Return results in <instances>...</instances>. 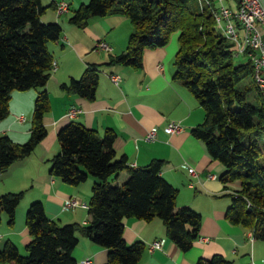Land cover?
I'll list each match as a JSON object with an SVG mask.
<instances>
[{
  "label": "trees",
  "instance_id": "16d2710c",
  "mask_svg": "<svg viewBox=\"0 0 264 264\" xmlns=\"http://www.w3.org/2000/svg\"><path fill=\"white\" fill-rule=\"evenodd\" d=\"M41 0H0V120L9 113L13 91L41 87L31 117L29 137L24 143L0 135V172L28 156L46 136L43 117L50 109L45 88L53 57L47 44L61 35L56 22H42ZM122 15L133 30L122 53L107 64L141 68L146 49L165 47L177 34L174 78L181 80L204 110V119L191 129L207 154L224 166L222 182H240L225 193L231 205L225 216L233 224L253 231L264 239V100L259 92L250 61L235 62L231 43L214 28L210 12L197 0H89L73 9L69 21L83 27L92 17ZM97 64H89L79 79L62 83L61 89L93 100L99 78ZM247 80L246 84L241 83ZM60 151L50 161L49 173L72 186L95 177L88 201V225L58 224L50 219L43 203L31 202L25 222L31 241L21 254L15 244L5 242L0 262L8 264H77L72 255L78 243L77 231L107 248L104 264H137L145 244L125 242L123 218L146 221L159 218L168 237L183 251L198 237L201 215L188 206L176 207L177 189L160 174L163 160L154 159L146 167L132 168L125 157L115 158V132L107 129L99 136L93 129L70 121L57 133ZM128 170L122 185L112 184L111 175ZM23 192L0 193V219L4 212L13 224ZM199 264H202L199 262ZM207 264H229L218 255Z\"/></svg>",
  "mask_w": 264,
  "mask_h": 264
},
{
  "label": "crops",
  "instance_id": "0c3cea01",
  "mask_svg": "<svg viewBox=\"0 0 264 264\" xmlns=\"http://www.w3.org/2000/svg\"><path fill=\"white\" fill-rule=\"evenodd\" d=\"M60 0H41L44 6ZM69 5L67 12L57 14L49 6L41 16L42 22H56L61 35L48 42L47 48L55 62L45 88L49 94L50 109L43 117L46 136L26 157L16 160L0 172V193L23 192L16 208L13 224L5 213L0 219V250L5 242L17 246L26 254L25 247L31 241L25 216L29 204L39 200L47 216L58 224L88 225L91 216L88 209L68 208L64 200L76 197L88 203L95 177L76 186L64 183L50 175V161L59 153L57 133L65 124L76 121L103 136L107 129L115 132L113 148L115 158L125 157L132 168L146 167L152 160L161 159V176L177 189L176 207L188 206L201 215V227L192 246L181 250L167 235L159 218L146 221L124 217L125 242L142 241L145 248L137 264H207L215 256H222L229 264H247L251 258L264 260V239H255L251 229L231 223L225 216L235 183H224L219 176L224 166L207 154L201 140L191 134V129L204 119V110L181 80L174 78V54L177 50V34L162 48L146 49L143 66L134 68L119 64H107L111 56L125 51L133 26L122 15L92 17L80 27L69 21L70 10L86 0H61ZM66 15V16H65ZM99 41L107 42L111 50L96 47ZM89 64H97L99 78L95 97L87 100L61 89L62 83L79 79ZM117 74L116 85L110 76ZM41 87L25 91H13L9 101V113L0 120V135H8L14 142L24 143L29 137L34 100ZM80 110L72 117L69 112ZM22 115L24 122L17 116ZM169 121L179 122L183 130L168 134L164 127ZM157 128L154 141L144 139L151 128ZM185 165V166H183ZM194 168L190 173L188 168ZM213 175V177H209ZM128 170L111 175L112 184L122 185L128 178ZM78 243L72 251L77 264L89 258L91 264H104L107 248L102 247L80 231ZM204 237L205 240H200ZM164 240L160 249L149 248L154 240ZM0 264H8L0 262Z\"/></svg>",
  "mask_w": 264,
  "mask_h": 264
},
{
  "label": "built area",
  "instance_id": "2783aa9c",
  "mask_svg": "<svg viewBox=\"0 0 264 264\" xmlns=\"http://www.w3.org/2000/svg\"><path fill=\"white\" fill-rule=\"evenodd\" d=\"M201 9H205L213 17L215 30L222 34L229 43L232 44L234 56L246 57L253 69V78L255 84L264 100V4L261 0H197ZM57 14H63L68 11L69 5L65 1H58L55 4ZM96 47L103 51H110V45L105 41H99ZM55 68V62H52V69ZM110 80L114 84L120 82V76L113 74ZM80 110L73 109L69 112L72 117ZM19 122H24L22 115L17 116ZM183 130L182 125L177 121H169L164 127L168 134L179 133ZM157 135V128L153 127L147 131L144 139L154 141ZM185 166V165H183ZM190 173H195L194 168H188ZM213 177V175H209ZM65 207H82L88 209L87 202L76 197H69L64 200ZM253 235V231L251 230ZM254 238V237H253ZM200 240H205L200 237ZM164 240H154L149 244V248L160 249ZM81 264H91L89 258L83 259ZM247 264H264L253 258Z\"/></svg>",
  "mask_w": 264,
  "mask_h": 264
},
{
  "label": "rangeland",
  "instance_id": "374dc122",
  "mask_svg": "<svg viewBox=\"0 0 264 264\" xmlns=\"http://www.w3.org/2000/svg\"><path fill=\"white\" fill-rule=\"evenodd\" d=\"M45 1V0H44ZM61 1V0H60ZM89 0H86V1H84L85 3H87ZM67 15H72V11L70 10V12H69V14H67ZM66 16V15H65ZM235 62L236 63H241V62H243V61H245L246 60V57H244V56H236L235 58ZM246 82H247V80H244L242 83H241V85H244V84H246ZM260 146H261V148H263L264 149V139H261L260 140ZM263 159H264V156H261L260 158H259V161L260 162H263ZM89 177H92L91 175H89ZM235 183V188H238V183L237 182H234ZM18 192H20V191H18ZM4 213V212H3ZM22 254V253H21ZM24 255V254H23Z\"/></svg>",
  "mask_w": 264,
  "mask_h": 264
},
{
  "label": "water",
  "instance_id": "95a60500",
  "mask_svg": "<svg viewBox=\"0 0 264 264\" xmlns=\"http://www.w3.org/2000/svg\"><path fill=\"white\" fill-rule=\"evenodd\" d=\"M262 2H263V4H264V0H261Z\"/></svg>",
  "mask_w": 264,
  "mask_h": 264
}]
</instances>
